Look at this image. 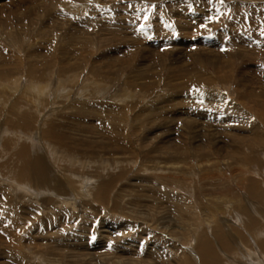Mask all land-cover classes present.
Instances as JSON below:
<instances>
[{
    "label": "rangeland",
    "instance_id": "obj_1",
    "mask_svg": "<svg viewBox=\"0 0 264 264\" xmlns=\"http://www.w3.org/2000/svg\"><path fill=\"white\" fill-rule=\"evenodd\" d=\"M263 193L264 0H0V264H201L223 230L228 262Z\"/></svg>",
    "mask_w": 264,
    "mask_h": 264
},
{
    "label": "bare ground",
    "instance_id": "obj_2",
    "mask_svg": "<svg viewBox=\"0 0 264 264\" xmlns=\"http://www.w3.org/2000/svg\"><path fill=\"white\" fill-rule=\"evenodd\" d=\"M185 9L186 8H181L180 11H175V13H174L175 16H178L176 13H183V17L185 19L183 21H181V20L179 21L178 20V23L180 22L181 27L180 28L178 27V29L176 27H174V28L177 29L176 31L182 32V29L181 28L187 29L189 31L190 30L189 20H191V19H194L195 22H198V21L195 20L196 15H197L196 12H195V10L194 11H190V10H185ZM202 13H204V12H202ZM186 16H188V18H186ZM173 20L175 21V19H173ZM214 21H218V20H215L214 19ZM179 35H181V34H179ZM171 37H172V35H171ZM180 38H181V36H180ZM167 39H170V38L167 37ZM175 42H177L176 39L171 41V43H173V44H177L178 43V42L177 43H175ZM197 59H198V57H197ZM208 59H210V58H208ZM177 61L178 60H175V63H177ZM204 62H205V60H204ZM206 63H207V61H206ZM199 65H200V63H199ZM204 65H205V63H204ZM215 66H216V64H215ZM201 67H203V66H201ZM177 69L178 68L176 66H175V68H173V70H175V71H177ZM225 80H227V79H225ZM202 97L197 98V99L200 100ZM223 98H221L220 96H215V98H214L212 96H207L205 94L204 95V103H203V105L205 106V110H204L205 111V114H208L209 116H212V117H215V118H217V117L221 118L220 117L221 116L220 114L222 113V110H228V109H230V107L227 105V101L224 100ZM220 107H223V109H220ZM227 107H228V109H227ZM202 113H203V111H202ZM45 135H46V137H49L50 136L47 133ZM24 143L21 146L19 145L20 148H19V150H16V152L13 155L11 161L10 162L7 161L5 164H3V166H9L11 164L12 165V168L9 169V172L12 175H14V176L16 174L21 179L24 178V176H25V177H27L29 179H35L36 181H38V182H40L42 184L43 183H48V177H47L48 174H47V169L45 167V165H47V164H44L45 162H43L42 158H40L38 154L31 155L29 153L28 147L26 145H24ZM13 178H16V177H13ZM109 182H105L99 188V192H98V194H96V196H97L98 199H102V201H103L104 195H106V189H108V187H110V185H111V183H109ZM250 183H251L252 186L250 187V185H249V187H250V191L249 192L251 193L252 196H254L256 198V197L259 196L258 195V192H257L258 187L257 186L255 187V182L254 181H251ZM261 194H262V192H261ZM258 211H259V209H258ZM258 211H255V213H258L259 214ZM260 215L261 214H259V216ZM263 224H264V218L263 217L261 219V222L259 220H258V222H254L253 219H251L250 221H248V226L247 227H248V229H250V234H251L250 236L253 237L252 238L253 239V245H254L253 249L254 248L255 249L254 250H251L253 253L250 251V246H251L249 244L250 236L248 235L247 240L244 239L242 241V242H246L245 244L248 245V246L245 245V247H244V249L247 248V250L246 251L244 250L245 251L244 253L241 252L240 258H231V259H228V262H227V259L226 260H222L221 259L220 253H223L222 254L223 256H225L224 253H233V255H234L235 252L232 249H234L235 245H234V247L231 248L230 242L227 241V239H228L227 236L228 235H224L223 234L224 233V230L223 229H221V230H223V233L222 232H220L218 234H215L214 233V235L212 237H208L206 235L203 236V237L202 236L201 237L198 236L199 238H198V242L195 244V250H196V253L198 255V258H199L201 264H264V225ZM225 234H227V233H225ZM235 250L237 251V249H235ZM219 251H221V252L219 253ZM254 252H256V254H258V256ZM237 260L239 262H236Z\"/></svg>",
    "mask_w": 264,
    "mask_h": 264
}]
</instances>
